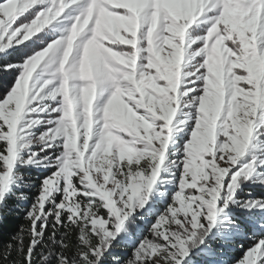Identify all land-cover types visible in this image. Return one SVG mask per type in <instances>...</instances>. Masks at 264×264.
Returning a JSON list of instances; mask_svg holds the SVG:
<instances>
[{
	"label": "snow or ice",
	"instance_id": "6c2138e0",
	"mask_svg": "<svg viewBox=\"0 0 264 264\" xmlns=\"http://www.w3.org/2000/svg\"><path fill=\"white\" fill-rule=\"evenodd\" d=\"M0 264H264V0H0Z\"/></svg>",
	"mask_w": 264,
	"mask_h": 264
},
{
	"label": "trees",
	"instance_id": "16d2710c",
	"mask_svg": "<svg viewBox=\"0 0 264 264\" xmlns=\"http://www.w3.org/2000/svg\"><path fill=\"white\" fill-rule=\"evenodd\" d=\"M19 221L17 220H5L3 225H0V228H2L5 232V238H6V234L7 231H11L15 228L16 224H18Z\"/></svg>",
	"mask_w": 264,
	"mask_h": 264
}]
</instances>
